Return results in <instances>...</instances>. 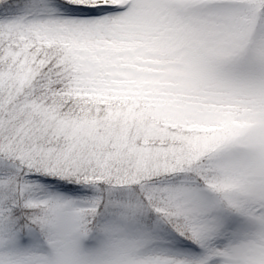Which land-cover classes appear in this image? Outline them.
Returning a JSON list of instances; mask_svg holds the SVG:
<instances>
[{
  "label": "snow or ice",
  "instance_id": "obj_1",
  "mask_svg": "<svg viewBox=\"0 0 264 264\" xmlns=\"http://www.w3.org/2000/svg\"><path fill=\"white\" fill-rule=\"evenodd\" d=\"M0 264H264V0H0Z\"/></svg>",
  "mask_w": 264,
  "mask_h": 264
}]
</instances>
